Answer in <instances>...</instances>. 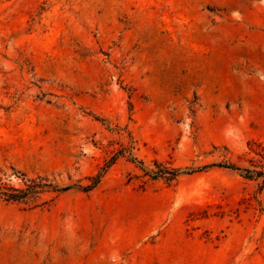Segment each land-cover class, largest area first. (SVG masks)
<instances>
[{
  "label": "rangeland",
  "instance_id": "obj_1",
  "mask_svg": "<svg viewBox=\"0 0 264 264\" xmlns=\"http://www.w3.org/2000/svg\"><path fill=\"white\" fill-rule=\"evenodd\" d=\"M258 145L264 0H0L8 182L101 176L0 201V264H264V182L214 166Z\"/></svg>",
  "mask_w": 264,
  "mask_h": 264
},
{
  "label": "trees",
  "instance_id": "obj_2",
  "mask_svg": "<svg viewBox=\"0 0 264 264\" xmlns=\"http://www.w3.org/2000/svg\"><path fill=\"white\" fill-rule=\"evenodd\" d=\"M259 146V150L251 148V151L255 154L262 156L264 158V147ZM115 155L111 163L116 160ZM110 163V162H109ZM157 170H149L148 173L154 179H165L174 180L181 175H188L195 172L196 169H181V168H166L161 164L156 163ZM219 168L229 169L238 172L240 176L248 180H259L262 179L264 182V166H255L254 169L243 168L233 163H218L214 165ZM108 167V166H107ZM13 174L22 180L24 187H16L10 182H8L10 175L7 174L4 169L0 168V201L6 203H31L35 202L44 192L53 191L55 193H64L72 189H77L84 193L93 191L101 181V176L91 177V183L89 185H68L59 186L58 184H53L47 178L37 177L35 179L29 178L26 174H20L15 168H12ZM19 174V175H18Z\"/></svg>",
  "mask_w": 264,
  "mask_h": 264
}]
</instances>
